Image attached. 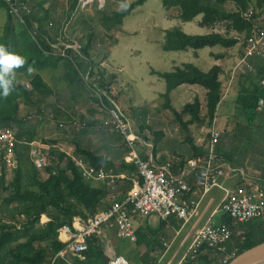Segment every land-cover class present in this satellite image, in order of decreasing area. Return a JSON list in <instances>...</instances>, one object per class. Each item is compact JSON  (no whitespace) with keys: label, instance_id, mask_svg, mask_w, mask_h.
<instances>
[{"label":"trees","instance_id":"16d2710c","mask_svg":"<svg viewBox=\"0 0 264 264\" xmlns=\"http://www.w3.org/2000/svg\"><path fill=\"white\" fill-rule=\"evenodd\" d=\"M145 1H127L129 4L127 10L119 8L107 14V12L98 10V0H92L89 3V8H86L87 10L78 7V0H67V7L63 12L64 23L70 24L69 30L75 34V38H72L64 31L62 23L61 26L60 23L57 27L55 26L58 21L51 23V26L57 30L48 27L49 23L47 24V22L50 14L48 9L40 3L34 4L28 0H9V2L0 0V8L4 9L6 13V20L0 34V43L7 45L10 51L27 57L28 64L18 70L29 81L28 88L21 81L23 77L16 76L15 91L7 99L0 98V129H13L17 139L15 147L17 168L11 181L0 176V190L7 193L3 197L5 204L19 206V209L9 217L0 216V264H47L65 246L58 239V229L62 225L71 224L73 217L85 219L105 209L108 206L107 196L112 190L118 192V198L121 199L132 186L133 179L137 178L138 170L133 163L125 162L122 156H108L100 152L94 144L86 140V137L81 142L75 138V136H79V133L86 134L93 131V127L97 125L95 122L99 120V117L95 115L98 112L96 109L88 111V113L79 112L70 103H66L62 107L58 106L62 94L43 79L40 71L47 67L59 68L61 79L67 87L77 84L88 89L89 99L99 107V98L96 93L100 89L110 92V86L116 82L115 73L102 67V62L109 57L117 39L112 40L113 36L110 30L108 33L97 35L92 27L86 28L90 23H86L83 16L90 14L86 12H91L92 7L100 13L99 20L116 27L122 24L123 18L129 15L136 6L142 5ZM161 1L166 9L175 11V16L182 21H191L200 15V26L212 29L216 26L219 27L217 31L212 30L203 35L187 34L177 27L166 29L161 43L164 50L191 48L196 52L198 49L216 45L225 50L230 49L239 44V39L252 32L255 22L264 24V0ZM228 2L230 5H227ZM10 3H15V6L18 7L17 13L12 11ZM249 8H252L253 15L250 19H245L242 14ZM106 10L104 8V11ZM93 21L95 19H91V22ZM75 42H77L76 48L66 46L67 43L72 45ZM56 43L60 44V51L57 53L53 47ZM29 65L34 69L32 74L27 72ZM256 68L259 71L264 70V61L258 63ZM220 69L218 65H213L207 71H203L192 63H184L181 67L176 66L171 71L151 70L152 74L164 79L165 92L160 94L164 101L163 107L174 114L181 130L187 132L182 141L189 144L194 156L205 152L204 146L197 147L194 144V138L188 130L190 125L202 122L200 100L195 96L193 101L185 103L179 112L172 107L169 93L181 84H196L202 87L205 90V113L210 125L223 93L222 83L219 80ZM247 74L245 77L250 79ZM253 86L254 84L251 82L246 88H241L236 98V102L241 108L240 112L245 118L244 121L237 122L238 132L235 131L233 135L220 133L216 145V151L235 167L243 166L246 162L241 159L235 160V153L226 148L229 137L237 138L238 135H244L246 130L251 132L255 126L259 99L264 98V89L256 86V88H252ZM48 95L54 98L47 103L48 109L50 108L51 111L45 109L47 106H42L45 96ZM112 98L120 107L124 108L119 103L118 97L112 96ZM20 100L25 106L35 105L36 115L47 118L49 121H56L57 127H65L61 136L48 141L43 139V142L56 144L61 140L72 143L75 156H81L94 167L101 166L100 162H103L102 166L107 172L123 174V178L116 180L112 187L101 181L85 179L67 153L54 148L47 151L42 150L50 159V165L43 169H36L28 152L29 143L38 136V131L31 124L28 125L24 116L21 115ZM107 105H111V103L107 101ZM122 110L127 114L125 109ZM130 110L133 111V108ZM24 114L29 115L28 110ZM186 114L190 117L183 120V116ZM142 117V115H138L134 118L138 127L137 132L147 139L145 129H148L152 134V141L156 145L161 140L163 133L161 130L154 131L150 126H146ZM75 119L86 122V126L79 128L78 132L72 126V121ZM59 123L62 126H59ZM100 125H105L103 128H108L107 123L101 122ZM237 141L239 142V139ZM122 143L124 144L123 139ZM125 149L127 153L126 146ZM142 158L147 157L142 156ZM185 160L184 156L173 153L171 162L174 172L182 168ZM260 161L262 165L260 176L264 179V158ZM188 179L192 189L185 196L199 198L202 189L196 184L193 176ZM42 214L46 215L48 220L41 224L39 218L41 219ZM171 219L173 218L159 219L157 228L140 224L135 229L136 240L133 244L144 245L145 252L139 261L127 258L131 264H150L151 254L164 252L165 247L161 237H165V239L169 237ZM219 221L226 222L231 226L232 233L224 247L227 250L236 248V255L264 239V213L260 218L236 223V225H233V221L226 214H222ZM175 226L179 227V224L177 223ZM201 250L197 253H190L186 259L184 258L182 264H210L213 258L211 256L221 253L218 248L214 252L211 250L202 252ZM82 254L87 257L86 263H81L79 257L74 255L72 264H107L108 262V259L102 256L97 238L91 240L89 248Z\"/></svg>","mask_w":264,"mask_h":264},{"label":"built area","instance_id":"2783aa9c","mask_svg":"<svg viewBox=\"0 0 264 264\" xmlns=\"http://www.w3.org/2000/svg\"><path fill=\"white\" fill-rule=\"evenodd\" d=\"M9 2V0H6ZM92 0H78V7L83 9ZM105 0H98V7L104 10ZM13 12L17 13L18 7L10 3ZM245 19L253 15L252 8L243 12ZM240 60L249 71L254 72L251 59H264V24L254 23L252 32L239 39ZM77 46V42H75ZM74 44L67 45L74 47ZM96 95L99 98V109L108 116L106 123L116 135L122 137L127 153L123 157L125 162L133 163L138 170L137 178L133 179L132 186L121 199L116 192H111L108 206L85 219L73 217L71 224H64L58 229V239L64 243L47 264H59L58 259L67 252L82 254L86 251L92 239L101 240L104 231L115 230L117 236L130 242L136 240L134 222L138 218H148L156 215L159 219L173 218L186 223L191 216L200 209L201 199L212 188L222 190L220 201L208 219L197 229L184 253H197L199 250L214 252L220 250L219 264H227L236 255V248L227 250L224 244L230 238L231 226L222 221H216L213 216L216 212L228 215L233 223H244L251 219L260 218L264 213V188L260 181L245 177L243 171L232 167L225 157L216 151L220 131L215 129L213 123L207 131V140L204 142L205 152L185 160L182 168L174 172L171 159L158 162L148 155L142 158L141 151L151 149L152 144L138 133L128 114L113 100L111 93L100 89ZM107 101L111 105H107ZM62 126L61 123L58 124ZM76 129L86 126L85 121L77 119L72 121ZM17 139L11 128L0 129V176L7 181L13 179L17 168L15 154ZM29 158L36 169H43L50 165V159L35 145L29 143ZM85 179L97 180L112 187L115 179L122 176L107 172L103 167H94L81 156L67 154ZM193 176L196 184L202 189L199 198L186 197L191 191L189 177ZM238 176L240 183L232 186H223V178ZM162 244L167 246L164 238ZM183 256V257H184ZM107 264H131L123 254H115L109 258Z\"/></svg>","mask_w":264,"mask_h":264},{"label":"rangeland","instance_id":"374dc122","mask_svg":"<svg viewBox=\"0 0 264 264\" xmlns=\"http://www.w3.org/2000/svg\"><path fill=\"white\" fill-rule=\"evenodd\" d=\"M122 1L123 0H105V4L102 8L107 10L102 11L110 14L111 11L120 8ZM28 2H32L34 4L40 3L44 8L48 9L50 18L47 24L49 23L48 27L50 29L53 28V30H57L55 27L51 26V23L58 21L55 23V26L57 27L59 23L61 26L62 23L64 31L68 33L70 37L75 38V34L72 33V30H69L70 24L68 25L67 23H64L65 16L63 15V12L67 7V0H28ZM227 5H230V3L228 2ZM88 6L89 4H87L83 9H86ZM97 8L101 11L98 5ZM91 9V12H86L90 14H85L83 16V20L86 23H90L87 24L86 28L92 27L97 35H101L100 33L104 32L108 33L110 30L113 36L112 40L117 39V42L112 48L108 59L102 62V67H104L107 71L115 73V88H112V84L110 86V91H112L111 93L116 96L117 93L120 94L118 96L119 103L124 105V108H121L127 111V114L130 116L134 124L135 130L137 131L138 127L134 118L138 115H142L145 125L150 126L152 130L156 131L158 128H164L167 132L171 131V136H168L166 140L170 146H176L178 141L180 145L177 148H180L179 150L186 148L184 151L188 152L190 149L189 144L182 141L187 132H183L181 130L182 128L176 122L174 114L169 109L163 107L164 101L159 95L160 93L165 92V81L158 75L152 74L151 70L153 69L158 72L171 71L174 66H181L183 63H193L199 66L202 70H208L212 66L210 63L211 60L204 63L201 60L199 61L197 58L195 59L192 54L194 50L191 48L174 51L164 50L161 45L163 39L162 28L169 29L177 27L183 32L192 35H203L210 32L211 29L198 24L200 15L196 16L191 21H182L177 17H169V15L172 14L171 12L174 14L176 12L168 11L163 6L161 0H146L142 5L136 6L129 15L123 18L122 24L116 27H112L110 26V23L99 20L100 13L96 12L92 7ZM92 12L93 14H91ZM91 19H95V21L91 22ZM5 20V10L0 8V34L2 33ZM72 34L73 36H71ZM53 47L56 50L55 53L60 51L59 43L54 44ZM74 47H77L76 44H74ZM214 48L215 47H204L199 49L198 52L200 57H204L207 51ZM172 63H174V65H172ZM40 73L43 79L50 84L52 88L59 90L60 94H62L61 101L57 104L58 106L62 107L65 106L66 103H70L73 108L79 112L88 113V111L96 109V111H98V114H95L96 116L108 117L104 111L100 110L99 107L92 103L89 99L90 92H88V89L86 90V88H82L77 84L67 87L65 82L61 79V70L59 68L47 67L41 70ZM17 76L21 78L23 77L24 79L22 78L21 81L29 88V81L25 79V75H23L20 70H17ZM185 87L187 89L190 86L188 84L179 86L172 90L169 94L172 105L177 111H181L184 104L193 101L195 97L193 90L192 92H183ZM200 94L202 95V93ZM157 95H159L160 98L157 97ZM51 100H54L52 96H45L42 106H47V103ZM20 102L21 115L24 116L23 118H25L28 125L31 124L38 131V136L34 137L33 140L35 145L45 151L53 148L48 147V145L44 146L43 143L44 147L42 149V145L39 140L42 141L44 139L45 141H48L52 137H59L64 133L65 127H57L56 121H49L47 118L36 115L35 113L37 109L35 105L29 104L28 106H25L21 100ZM132 108L133 111L130 110ZM45 109L47 111H51L50 108L48 109V106L45 107ZM26 110H28L29 115L24 114ZM184 117L190 116L188 115ZM208 125L209 122L207 119L201 125H191V136L194 138V142L201 141V144H203L207 140L206 129L209 128ZM104 126L96 125L93 127V131L86 134L79 133L78 137H86V139H90L92 142L108 141L111 139L110 135L112 130H110L109 124L108 128H103ZM75 131L78 132L80 130L75 129ZM94 133H96V135H94ZM145 133H147L149 138L152 139V134L148 129H145ZM78 137L75 136L76 139ZM56 145L57 146L54 149L62 151L67 150L71 153L74 151V146L69 142L59 140V143ZM6 195V192L0 190V216L3 218L9 217L19 209L18 205H7L3 202V197ZM145 219L146 218H138L134 222V225L137 221ZM148 219L151 220V222H149V226L157 228V216L151 215ZM233 225H236V223H233ZM186 227H188V225ZM175 246L178 247L179 250L175 251V256L173 257L172 253L169 254L168 258L172 259L171 264H182L184 258L186 259L189 254L184 256L183 247L179 248L178 242L175 243ZM124 256L132 260L127 253H124ZM211 257L213 258L210 264H219L220 254H216V256L212 255Z\"/></svg>","mask_w":264,"mask_h":264},{"label":"crops","instance_id":"0c3cea01","mask_svg":"<svg viewBox=\"0 0 264 264\" xmlns=\"http://www.w3.org/2000/svg\"><path fill=\"white\" fill-rule=\"evenodd\" d=\"M171 13L172 14H170L169 17H176L173 12ZM198 24H199V21H198ZM218 28L219 27L216 26L214 29L212 28H208V29H211V31L212 30L217 31ZM165 30H166L165 28H162L163 36H164ZM213 47L215 48L207 51L204 57L203 56L200 57V54L198 52L199 49L196 52L193 51L192 54L194 58L199 59V61L201 60L204 63H206L207 61L211 60L210 63L212 66L218 65L221 68L219 72V80L222 83L223 93H222V97L219 103L217 104V107L214 113V118L211 123H213V126L215 127V129L220 131L221 134L228 133L230 135H233L235 131L236 133L238 132L237 122H239V120L241 121L245 120V118L240 112L241 108L239 104L236 102L237 95L239 91L241 90V88H246L247 85H249L251 82L254 84L252 88L256 86L261 89H264V72H263L264 70L259 71L256 68L257 64L260 63L261 61H264V59L255 58V59L250 60L254 68V72H253V71H249L244 66H241L242 64H238L240 60V47L238 44L226 50L219 45H216ZM213 47H210V48H213ZM172 65H174V63H172ZM197 67L200 68L199 66ZM203 71H207V70H203ZM247 73H250L251 75L249 76ZM246 74L250 77V79L245 77ZM114 85L115 84L112 85V88H115ZM182 85H185V84H181L179 86H182ZM188 85L190 87H188L187 89L185 87L183 89V92H187V91L192 92L193 90V93H195V96L199 98L200 103H201L200 118L202 119V122L199 125H201L207 119V116L205 113V90L196 84H188ZM111 92L112 91H110V93ZM200 93H202V95ZM111 95L113 97L116 96L112 93ZM119 95L120 94L117 93L116 97H118ZM159 95H157V97H159ZM170 103L172 105L171 100H170ZM257 111L258 113L256 115L255 126L251 129V132L249 133L247 132L248 130H246L244 135H238L237 138H234L233 136L229 137L230 139L227 143L226 148H228L231 152L235 153V160L241 159L246 162L245 165L239 166V167L233 166L230 162L228 163L234 168L241 169L245 177L251 178V179H257L260 181L261 185L264 186V179L261 178L260 176V168L262 166L260 160L264 158V98L259 99ZM95 114H98V113H95ZM184 116H188V115L186 114ZM184 116H183V120H187L189 118V117H184ZM107 119L106 117L103 118L102 116H99V120L96 121V123L97 125H100L101 122L105 124ZM210 125H208V127H210ZM188 128H189L188 129L189 134L191 135V125ZM157 130H161L163 135H162L161 140L156 145L153 143L152 139L149 138V135H147L148 136L147 139L142 136L146 141H149L152 144L151 149L147 151H141L139 148L140 154L142 156L148 157V155H151V157L158 162L165 161L166 159H172L173 153L177 155H182L184 156L185 159H188L194 156L190 146H189L190 148L189 151L185 152L184 150H186V148H184L183 150H179L180 148L179 149L177 148L180 145L178 141L176 143L177 145L174 147L170 146L166 142L168 136H171V131L167 132L164 128H158ZM94 135H96V133H94ZM110 136H111L110 137L111 139L108 141H101V142L93 141L92 142V140L90 139H86V140L87 141L90 140V142L94 144L95 147H97V149L100 152L105 153L108 156L124 157L126 155V152H125L126 149H125L124 144L122 143V137H119V135H115V134H111ZM52 138L54 139L55 137H52ZM83 138L84 137H80V138L78 137L77 140L81 142ZM237 139H239V142L237 141ZM39 142L42 145L41 147L42 149L45 145H48V147L55 148L57 146L56 144L59 143V141H57L56 144L54 143L50 144V142H43L41 140H39ZM43 143H44V146H43ZM70 144L73 145L72 143ZM194 144L197 147L204 146V143L201 144V141L194 142ZM65 152L67 154L74 155V151L73 153H71L65 150ZM102 163L103 162H100L101 166L103 165ZM118 176H122L120 178H123L124 175L118 174ZM120 178L115 179V181ZM221 182L223 186L230 187L234 185L235 183H240L241 179L238 176H235L232 178H223ZM113 191L114 190H112V192ZM116 193L117 195L119 194L118 192ZM221 196H222V190L218 187H214L207 194H205L204 197L201 199L200 209L198 210L197 213L191 216L189 221H187L186 223H182L179 220L171 219L170 224H169V231H168L169 237L166 239L165 237H161V239L164 238L166 240L167 246H164L165 247L164 252L157 253V254H151L152 260H150L149 263L150 264H171L172 259L168 257H169V254L171 253H172V257L175 256V251L179 250L178 247L175 246V243L177 242H178L179 248L183 247L182 249H183V254H184L185 250H187V247L191 241V238L193 237L197 229L211 215L214 208L220 201ZM107 201H108V198H107ZM221 215L222 213L216 212L213 216V219H215L216 221H219ZM40 217L41 219L39 218V223L41 224L48 220L47 216L44 214H42ZM157 220H159L158 217H157ZM149 222H151V220H149L148 218H146L145 220L137 221V223H135V228H137L140 224H144L150 227ZM177 223L179 224V227L175 226V224ZM187 225L188 227H186ZM98 245H99V248L101 249L102 256H104L108 260L110 257H112L115 254L124 255V253H127L132 259L139 261V259H141L140 257L141 256L143 257L144 256L143 254L145 252L144 245L136 246L133 244V242H130L126 239L119 238L115 230L113 229L104 231V233L101 236V240H98ZM74 255L79 257L81 263H86L87 257L84 256L83 254H73L69 252H67L64 257L59 258L58 263L59 264L60 263L61 264H72V258ZM173 264H177V263H173Z\"/></svg>","mask_w":264,"mask_h":264},{"label":"clouds","instance_id":"9594fccd","mask_svg":"<svg viewBox=\"0 0 264 264\" xmlns=\"http://www.w3.org/2000/svg\"><path fill=\"white\" fill-rule=\"evenodd\" d=\"M128 7L127 0L120 4L122 10H127ZM27 64L26 56L10 51L7 45L0 43V98L7 99L15 91L17 70ZM27 72L32 74L33 67L29 65Z\"/></svg>","mask_w":264,"mask_h":264},{"label":"water","instance_id":"95a60500","mask_svg":"<svg viewBox=\"0 0 264 264\" xmlns=\"http://www.w3.org/2000/svg\"><path fill=\"white\" fill-rule=\"evenodd\" d=\"M264 262V239L245 248L227 264H261Z\"/></svg>","mask_w":264,"mask_h":264},{"label":"bare ground","instance_id":"6f19581e","mask_svg":"<svg viewBox=\"0 0 264 264\" xmlns=\"http://www.w3.org/2000/svg\"><path fill=\"white\" fill-rule=\"evenodd\" d=\"M261 264H264V262H263V263H261Z\"/></svg>","mask_w":264,"mask_h":264}]
</instances>
